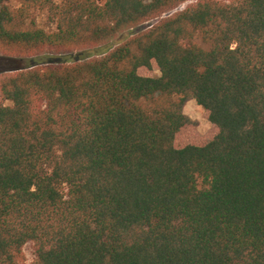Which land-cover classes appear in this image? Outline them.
Instances as JSON below:
<instances>
[{"label":"trees","instance_id":"1","mask_svg":"<svg viewBox=\"0 0 264 264\" xmlns=\"http://www.w3.org/2000/svg\"><path fill=\"white\" fill-rule=\"evenodd\" d=\"M29 244L32 264H264V0H0V264Z\"/></svg>","mask_w":264,"mask_h":264},{"label":"rangeland","instance_id":"2","mask_svg":"<svg viewBox=\"0 0 264 264\" xmlns=\"http://www.w3.org/2000/svg\"><path fill=\"white\" fill-rule=\"evenodd\" d=\"M188 4L190 3H186L182 5L180 10L186 8ZM39 22L40 24L44 25L45 17L41 15L39 17ZM138 30H140V28L123 33L121 36H119V38L111 42L109 45L87 50L85 57L98 58V57L103 56L105 52H109L112 48L116 47L117 44L127 39L128 37L132 35V33H135ZM78 54L79 53H76L73 56L55 55V56H51L50 58H54L56 62H58L59 60H63V59L75 58V56H77ZM34 60L38 61L39 58L38 59L36 58ZM26 65L27 63H22L23 67H25ZM141 74L144 76H158L159 75L158 72H148L147 70H141ZM184 112H185V115H187L193 122L196 123L197 132L199 136L205 137V136H208L214 133L213 125L208 120L205 110L202 107H200L196 101L192 100V101L187 102ZM24 253H25V260H26L25 264H32V262L35 260V253H34L33 246L31 244L27 245L24 249Z\"/></svg>","mask_w":264,"mask_h":264},{"label":"water","instance_id":"3","mask_svg":"<svg viewBox=\"0 0 264 264\" xmlns=\"http://www.w3.org/2000/svg\"><path fill=\"white\" fill-rule=\"evenodd\" d=\"M17 68V71H21L23 69V66L21 64H18Z\"/></svg>","mask_w":264,"mask_h":264}]
</instances>
